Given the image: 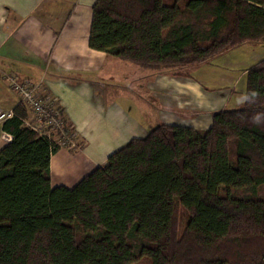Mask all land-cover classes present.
Returning <instances> with one entry per match:
<instances>
[{"label":"trees","instance_id":"trees-1","mask_svg":"<svg viewBox=\"0 0 264 264\" xmlns=\"http://www.w3.org/2000/svg\"><path fill=\"white\" fill-rule=\"evenodd\" d=\"M262 40L264 0L92 3L89 46L156 73ZM245 71L242 105L207 128L158 122L71 187L52 185L51 155L83 142L39 132L19 100L2 122L0 264H27L35 239L44 264H264V58Z\"/></svg>","mask_w":264,"mask_h":264},{"label":"crops","instance_id":"crops-1","mask_svg":"<svg viewBox=\"0 0 264 264\" xmlns=\"http://www.w3.org/2000/svg\"><path fill=\"white\" fill-rule=\"evenodd\" d=\"M93 2L0 0V107L12 110L19 101L7 76L27 80L37 86L40 95L54 98L78 141L83 142L76 150L61 147L51 155L52 185L71 187L93 169L106 172L108 156L151 127L123 105L124 89L130 90L124 84L125 61L89 46ZM260 43L264 44V40ZM142 73L145 75L140 68H133L131 77L125 76L127 84L140 79L137 74ZM162 74L165 73L154 72L155 77ZM197 81L185 85L189 91L201 94V83ZM34 121L31 111L27 124ZM2 122L0 149L11 139ZM34 241L28 253L37 243ZM44 245L49 257V248Z\"/></svg>","mask_w":264,"mask_h":264},{"label":"rangeland","instance_id":"rangeland-1","mask_svg":"<svg viewBox=\"0 0 264 264\" xmlns=\"http://www.w3.org/2000/svg\"><path fill=\"white\" fill-rule=\"evenodd\" d=\"M260 42L246 43L214 55L209 61L187 68L185 74H173L169 70L155 77L154 71L125 61L124 84L130 90L124 89L123 105L143 124L153 126L157 122H166L207 128L215 107L242 105L246 89V72H243L249 65L264 58V44ZM132 66L145 72V75L137 74L140 79L129 81L133 89L125 79V76L131 77L135 68ZM194 81L201 83V94L189 91L185 85ZM215 100H218L217 105ZM74 140L78 142V139ZM184 224L182 220L181 230ZM34 242L37 243L28 253L27 264H44L45 257L49 255L44 245L47 243L41 239ZM12 248L14 250L15 246Z\"/></svg>","mask_w":264,"mask_h":264},{"label":"built area","instance_id":"built-area-1","mask_svg":"<svg viewBox=\"0 0 264 264\" xmlns=\"http://www.w3.org/2000/svg\"><path fill=\"white\" fill-rule=\"evenodd\" d=\"M7 79L10 82L11 88L18 94L19 100H22L32 110L35 121L33 127L41 133H48L51 130L57 129L64 133L65 138L62 144L74 146L75 133H68L63 129V121L59 110L56 109V103L52 96L47 95L43 98L37 92V86L31 84L27 80L19 79L15 75H8ZM13 110H5L0 107V120H4L12 116Z\"/></svg>","mask_w":264,"mask_h":264}]
</instances>
